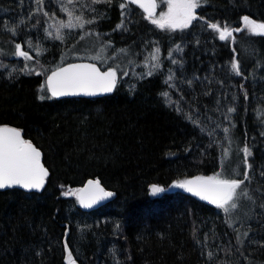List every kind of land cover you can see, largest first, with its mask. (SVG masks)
Listing matches in <instances>:
<instances>
[{
	"label": "trees",
	"instance_id": "trees-1",
	"mask_svg": "<svg viewBox=\"0 0 264 264\" xmlns=\"http://www.w3.org/2000/svg\"><path fill=\"white\" fill-rule=\"evenodd\" d=\"M120 3L77 2L95 21L87 36L77 32L73 44L62 45L44 38L42 11L30 12L26 0H0V60L23 69H0V126L20 129L48 170L39 193L0 191V264H264V37L242 21L264 23V0H204L198 21L176 31ZM210 23L241 31L221 41ZM90 39L108 45L101 69L116 70L115 91L52 99L45 77L76 61L68 58ZM33 41L43 48L39 56L27 50ZM16 44L31 59L15 58ZM154 50L158 69L131 77ZM245 146L251 167L242 187L252 199L241 198L231 213L180 188L150 191L218 172L242 180ZM89 180L113 195L85 211L63 193Z\"/></svg>",
	"mask_w": 264,
	"mask_h": 264
},
{
	"label": "snow or ice",
	"instance_id": "snow-or-ice-1",
	"mask_svg": "<svg viewBox=\"0 0 264 264\" xmlns=\"http://www.w3.org/2000/svg\"><path fill=\"white\" fill-rule=\"evenodd\" d=\"M72 2L73 0H67L68 4ZM91 2L93 4L101 2L111 3V0H91ZM128 2L132 5H139L146 13L144 19L149 20L157 28L176 31L189 28L194 21L199 19L196 15V9L203 6L204 0H166L168 10L167 12H162L159 18L154 15L157 7L155 0H128ZM37 3L38 5L42 4V0H37ZM61 3L63 4V0H61ZM125 6L124 0H121V9H124ZM63 10L68 13L69 21L68 23H58L56 39L63 38L59 34L60 29L83 27L85 23H92V20H85L79 15H73V12L67 7H64ZM73 21H75V24ZM242 21L250 34L264 37V23H257L248 16H243ZM117 27L119 28L120 25ZM207 27L218 33V38L221 41L232 37L234 32L241 31L239 28L221 27L217 23L207 24ZM102 51L103 49H101ZM157 52L158 50H154L151 55L153 67L159 66L155 63L158 59ZM15 54L25 59H31L26 52L21 51V45L19 44L15 46ZM169 55L171 56V53ZM91 58L99 59V55ZM173 63H176V61L173 60ZM231 70L235 75H241L235 58L232 60ZM116 75V70L111 67L108 71H101L94 64H70L68 67L59 68L47 77L46 89L52 97L81 94L93 96L98 93H110L116 85ZM163 95L167 97L168 93L165 92ZM227 111L231 113L234 109L229 108ZM223 131L225 134L228 133L227 128L223 129ZM241 151L243 152V163L245 165L242 180L224 178L218 172L212 176L195 177L191 180L178 182L174 187L183 189L201 200L208 201L225 213H231L232 210L238 208V201L241 198L252 199L247 189L242 187L250 179L247 169L251 167L248 161L251 152L247 146ZM224 155H228L227 150H225ZM40 158L41 153L31 142L21 137L20 131L10 127H0V189L19 187L29 191L41 190L44 186L45 178L48 176V171L42 166ZM227 163L226 161V166ZM150 191L155 195L163 192L164 189L152 186ZM63 194L67 195L68 193ZM72 194L75 195L82 208H91L99 200L113 195L112 192L105 191L100 186L99 181H89L84 188L77 189ZM245 235L247 234L245 233ZM65 252H68L67 243H65ZM68 259L71 261L70 254Z\"/></svg>",
	"mask_w": 264,
	"mask_h": 264
},
{
	"label": "rangeland",
	"instance_id": "rangeland-1",
	"mask_svg": "<svg viewBox=\"0 0 264 264\" xmlns=\"http://www.w3.org/2000/svg\"><path fill=\"white\" fill-rule=\"evenodd\" d=\"M83 0H73L71 4L67 3V0H63V4L61 3V0H42V4L38 5L37 0H26L27 9L30 12H37L42 11L45 15L46 21H45V27L43 30L44 38L46 40H49L50 42H59L62 45H65L67 43L73 44L74 37L76 33H79V39L87 36L91 30L87 29L86 27L91 23H85L83 27H73L71 29H60V35L63 37L62 39H56L57 36V25L58 23H68L69 16L68 13L63 10L64 7H67L69 10L73 12V15H79L83 17L85 20H92L95 21V17L86 14V12L82 11V9L79 7L78 3H81ZM158 2V8L161 6V10H157L154 14L156 18H159L160 14L162 12H167L168 6L166 3V0H161V2ZM104 3V2H101ZM161 4V5H160ZM197 15V14H196ZM198 16V15H197ZM198 21V20H197ZM197 21H194L196 23ZM75 24V21H73ZM243 28H245L243 24ZM47 29V31H45ZM247 30V29H246ZM14 33V32H12ZM94 35L97 34V32H92ZM15 34V33H14ZM228 39H231L229 37ZM101 49L103 51L101 52ZM27 50L34 53L35 55L39 56L43 52V48L39 41H33L27 44ZM21 51L25 52L23 49ZM108 45L104 43H99L96 39H90L86 42V44L83 46V52L81 54H74L72 57L68 58L70 60H76V61H90L95 64H97L100 68H103L104 63L110 59L108 57ZM182 51V46L176 47L173 51V55H178ZM154 52V51H153ZM147 55L146 59L139 65H137L133 71L132 76L134 79L139 77H144L149 75V73L154 72L158 69V67H153V61L151 60L152 53ZM157 54V53H156ZM99 55V59H92V56ZM15 58L20 59L23 57H19L15 54ZM159 65L158 59L155 62ZM0 69L5 70L9 75L16 73L17 71H22V67L19 66V63L16 60L11 59L9 62H4L2 64L0 60ZM124 75V74H123ZM77 189H69L66 191L68 193L67 195L70 197H75L72 193ZM76 198V197H75ZM66 260L69 261L68 252H66Z\"/></svg>",
	"mask_w": 264,
	"mask_h": 264
},
{
	"label": "water",
	"instance_id": "water-1",
	"mask_svg": "<svg viewBox=\"0 0 264 264\" xmlns=\"http://www.w3.org/2000/svg\"><path fill=\"white\" fill-rule=\"evenodd\" d=\"M124 2L125 3H129L128 2V0H124ZM155 2H156V4H157V7H156V9H155V13H156V11H157V8H158V2H157V0H155ZM136 6H138L139 7V5H136ZM140 8V7H139ZM142 11H143V9L142 8H140ZM143 13L146 15V13L143 11ZM154 13V14H155ZM234 34V33H233ZM233 37V36H232ZM70 64H94L98 69H100L101 71H108L109 69H101L97 64H95V63H93V62H90V61H72V62H69V63H66V64H63V65H61V66H59V67H57L56 69H54V70H52L51 72H49L48 73V75L45 77V87H46V81H47V77L48 76H50L51 74H52V72H54V71H57L59 68H63V67H68ZM116 81H117V79H116ZM116 86H117V82H116V85H115V87H114V89H113V91L112 92H110V93H98L97 95H93V96H86V95H69V96H59V97H52L51 95H50V93H48L49 94V96L50 97H52L53 99H63V98H86V99H91V98H100V97H104V96H109V95H111V94H113V92L115 91V89H116ZM47 90V89H46ZM0 127H10V128H15V129H17L18 131H20V129H18V128H16V127H13V126H0ZM21 132V131H20ZM21 137L23 138V136H22V132H21ZM24 139V138H23ZM30 142V141H29ZM32 145H33V143H32ZM34 146V145H33ZM35 147V146H34ZM36 148V147H35ZM39 152H40V150L38 149V148H36ZM41 153V152H40ZM40 162H41V164H42V166L44 167V165H43V163H42V161H41V158H40ZM45 169H46V167H44ZM47 170V169H46ZM48 171V170H47ZM191 179H194V178H191ZM191 179H189V180H191ZM89 181H96V180H89ZM89 181H87L81 188H79V189H82V188H84L87 184H88V182ZM45 182H46V178H45ZM100 183V182H99ZM44 185H45V183H44ZM175 185V184H174ZM174 185L172 186V187H169V188H166V189H164V191L163 192H161V193H157V195H161L162 193H169V192H172V191H175L177 188L176 187H174ZM100 186L103 188V186L100 184ZM152 186H157V185H155V184H153V185H151L150 186V190H151V188H152ZM43 188H44V186H43ZM42 188V189H43ZM8 189H18V190H21V191H23V192H27V193H29V192H35V193H39V192H41L42 191V189L41 190H39V191H36V190H24V189H22V188H19V187H13V188H6V189H0V191H3V190H8ZM104 189V188H103ZM105 190V189H104ZM105 191H108V190H105ZM192 198H194L195 200H197V201H199L200 203H202V204H204V205H206V206H208V207H216L215 205H213V204H210L208 201H204V200H201L199 197H197V196H193L191 193H189V192H187ZM109 198V197H108ZM108 198H106V199H103V200H99L96 204H94L91 208H82L80 205H79V203H78V205H79V207L81 208V209H83V210H85V211H90V210H95V209H97V208H99ZM78 202V201H77ZM73 263V261L70 263V264H72Z\"/></svg>",
	"mask_w": 264,
	"mask_h": 264
},
{
	"label": "bare ground",
	"instance_id": "bare-ground-1",
	"mask_svg": "<svg viewBox=\"0 0 264 264\" xmlns=\"http://www.w3.org/2000/svg\"><path fill=\"white\" fill-rule=\"evenodd\" d=\"M23 3V2H22ZM160 7V6H159ZM201 40V39H200ZM25 68V67H24ZM6 72V71H5ZM17 72H19V71H17ZM1 75V74H0ZM19 75V74H18ZM13 76V75H12ZM27 76V75H26ZM6 78V77H5ZM6 80V79H5ZM198 89V88H197ZM179 94V93H178ZM177 94V95H178ZM191 96V95H190ZM205 96V95H204ZM164 98V97H163ZM194 98V97H193ZM53 99V98H52ZM210 99V98H209ZM236 106V105H235ZM169 107V106H168ZM263 132V131H262ZM231 141V140H230ZM229 144V143H228ZM205 153V152H204ZM202 154V153H201ZM203 156V155H202ZM207 158V157H206ZM201 159V158H200ZM202 160V159H201ZM205 161V160H204ZM208 163V162H207ZM173 185H171V186H169V187H172ZM169 187H167V188H169ZM166 189V188H165ZM205 240V239H204ZM231 245H233V244H231ZM230 248V247H229ZM232 249V248H231ZM227 250V249H226ZM229 250V249H228Z\"/></svg>",
	"mask_w": 264,
	"mask_h": 264
}]
</instances>
